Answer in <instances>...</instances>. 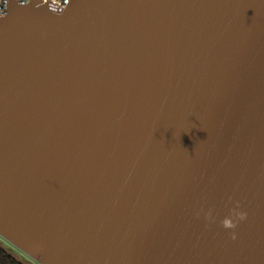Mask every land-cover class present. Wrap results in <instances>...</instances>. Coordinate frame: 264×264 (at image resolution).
Listing matches in <instances>:
<instances>
[{"label": "water", "instance_id": "1", "mask_svg": "<svg viewBox=\"0 0 264 264\" xmlns=\"http://www.w3.org/2000/svg\"><path fill=\"white\" fill-rule=\"evenodd\" d=\"M7 10L1 236L41 264H264V0Z\"/></svg>", "mask_w": 264, "mask_h": 264}, {"label": "built area", "instance_id": "2", "mask_svg": "<svg viewBox=\"0 0 264 264\" xmlns=\"http://www.w3.org/2000/svg\"><path fill=\"white\" fill-rule=\"evenodd\" d=\"M20 5H25V3H29L31 1H37L38 4H46L49 8L61 10L63 9L70 0H15ZM9 0H0V16L5 15L7 13Z\"/></svg>", "mask_w": 264, "mask_h": 264}, {"label": "rangeland", "instance_id": "3", "mask_svg": "<svg viewBox=\"0 0 264 264\" xmlns=\"http://www.w3.org/2000/svg\"><path fill=\"white\" fill-rule=\"evenodd\" d=\"M0 242L4 245V248L7 249L10 253L22 259L26 264H41L35 258H31L24 251H22L15 244L13 245L11 242L7 241L3 236L0 235Z\"/></svg>", "mask_w": 264, "mask_h": 264}, {"label": "trees", "instance_id": "4", "mask_svg": "<svg viewBox=\"0 0 264 264\" xmlns=\"http://www.w3.org/2000/svg\"><path fill=\"white\" fill-rule=\"evenodd\" d=\"M0 264H26L0 244Z\"/></svg>", "mask_w": 264, "mask_h": 264}, {"label": "clouds", "instance_id": "5", "mask_svg": "<svg viewBox=\"0 0 264 264\" xmlns=\"http://www.w3.org/2000/svg\"><path fill=\"white\" fill-rule=\"evenodd\" d=\"M238 217L239 219H243L244 218V214L243 213H238ZM229 227H235V224H229Z\"/></svg>", "mask_w": 264, "mask_h": 264}]
</instances>
